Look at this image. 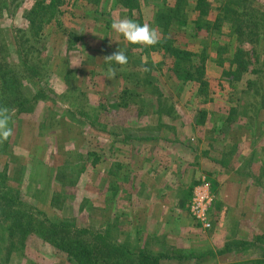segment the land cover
Returning a JSON list of instances; mask_svg holds the SVG:
<instances>
[{"label":"rangeland","instance_id":"1","mask_svg":"<svg viewBox=\"0 0 264 264\" xmlns=\"http://www.w3.org/2000/svg\"><path fill=\"white\" fill-rule=\"evenodd\" d=\"M37 1L0 0V106L13 129L0 143V264H73L46 244L61 222L83 242L101 234L118 247L101 264H136L141 251L157 264H264V0H206V22L234 10L220 34L195 26V0H139L143 23L175 47L206 49V99L152 52L129 60L152 68L155 87L143 89L145 67L133 64L106 77L103 57L126 50L110 27L126 16L115 0H64L60 27L39 37L22 19ZM172 8L186 25L159 26ZM218 46L238 57L224 63L229 76Z\"/></svg>","mask_w":264,"mask_h":264},{"label":"trees","instance_id":"2","mask_svg":"<svg viewBox=\"0 0 264 264\" xmlns=\"http://www.w3.org/2000/svg\"><path fill=\"white\" fill-rule=\"evenodd\" d=\"M86 2H89L93 7L98 8L104 0H85ZM64 3V0H39L35 4H33L30 7V10L25 13L22 19L26 20L27 25L32 31L33 36H40V33L43 31L44 25H48L50 23H54L58 27H60V22L57 20L56 14L60 13L59 7ZM115 3L117 4L118 8L120 10H123L124 14L130 18L135 20L136 22L140 24L143 23V12L141 10V5L139 3V0H115ZM236 4V2H235ZM212 6H210L209 3L206 2V0H195V12H197V18L195 20V26L198 28H201L203 24L206 30H210L211 32H216L217 34H220L221 31L224 32V30H229L230 25L232 26L234 23V19L232 18V14L234 12L233 8L228 6L227 4L222 5L219 9V13L214 18L213 21L206 22L204 20L209 15L210 9ZM174 9V8H172ZM174 10H169V15L164 16L163 19L159 20V26L165 24L168 26L170 24V21L172 19H176L174 24L178 26L186 25L185 21L182 19L183 15H178L177 12ZM178 10V9H177ZM232 18V19H231ZM164 20V21H163ZM169 21L168 23H166ZM173 21V20H172ZM165 22V23H164ZM155 23V21H154ZM227 25H226V24ZM156 25V24H155ZM236 25V24H235ZM67 41V50L69 51V54L72 56V54L77 55V52L74 47V43L69 36ZM175 40L169 37H166L165 35L161 36L160 42L152 47H144L140 45H133L126 41V55L128 57V64L123 66L121 68L120 66H116L117 70L124 69L126 66L133 64L130 62L129 59H134L136 57L135 54H138V57L147 56L149 53H155L158 56H161L163 60V66L164 68L158 66L160 69H166V65L172 64L175 65L174 68H171V65H168L167 68L181 81V83H198L197 88V96L205 97L207 98L209 95L208 90V84L207 80L204 78L205 76V69H206V49H203L200 53H193L191 51L178 48L174 46ZM226 47H217L215 50V59L214 61L217 63V65L222 68V74L224 76H229L230 71H226L224 69V63L228 62V58H223V55L226 54ZM73 57V56H72ZM135 61V60H133ZM139 61V60H136ZM165 61V62H164ZM168 61V62H166ZM230 65L235 64L238 62V57L235 55L232 60L229 61ZM192 63V64H191ZM194 63V64H193ZM191 64V65H190ZM137 65L138 69L142 67H148L147 63H139L133 64ZM189 65V67H187ZM156 67V64H155ZM187 67V68H186ZM0 68H2L0 66ZM133 68V67H132ZM151 70L145 72V78H144V85L143 89H146L147 85L151 84L152 82V68L149 66ZM71 72L74 70H70ZM1 76L4 77L3 71H0ZM70 72V73H71ZM70 77V76H69ZM127 77V76H126ZM128 78V77H127ZM12 79L14 77L12 76ZM134 79L138 81V76H136ZM7 83H9L7 81ZM154 83V82H153ZM153 87H155V84ZM11 85H14V82L11 83ZM125 89V88H124ZM124 89L122 91V95H125ZM131 94V95H130ZM130 97L136 96L137 94H132L129 92ZM146 94L141 93L139 94V98H143ZM138 98V97H137ZM125 100V101H124ZM204 102L206 100H203ZM119 103V102H117ZM135 104V103H134ZM143 104V102L139 99L137 101L136 106L138 107ZM145 104V103H144ZM143 104V105H144ZM154 104H157L154 102ZM160 105V104H159ZM121 107H130V105L127 103V100L125 99V96L122 98ZM115 109L117 107L115 106ZM139 111H141L140 106L137 108ZM198 119L197 122L199 124L204 122V118L206 116L205 111L199 110L198 111ZM98 161V158H93L90 165L94 166ZM194 183L193 185H196ZM193 188V186H192ZM4 222L5 224H11V219H8L7 215H4ZM16 221V219L14 218ZM53 230V236L57 237V240L55 238L49 240L46 244L50 246V248L55 249L59 252L66 253L69 258L72 259L73 264H101L103 262L104 258H113L112 252H117L116 250L118 247H112L111 243L107 242L106 238H104L101 234H98L94 237L93 241L89 244L87 242H83L80 240V233L71 231L72 226L69 223L61 222V223H52L51 225ZM85 231V230H82ZM38 231H33V229H30L28 232H24L25 238L30 233H36ZM46 232V231H45ZM33 234V235H34ZM38 236V234H36ZM97 246H101L100 248H97ZM112 248L114 251H112ZM122 257L127 259L126 254H122ZM137 258V259H136ZM136 264H157L159 261V257L150 256L148 253L139 252L138 255L135 257ZM121 260V259H120ZM120 262V261H119Z\"/></svg>","mask_w":264,"mask_h":264},{"label":"clouds","instance_id":"3","mask_svg":"<svg viewBox=\"0 0 264 264\" xmlns=\"http://www.w3.org/2000/svg\"><path fill=\"white\" fill-rule=\"evenodd\" d=\"M113 32L122 36L128 43L144 47H152L160 42L161 36L156 28L148 23L140 24L128 17L114 18L110 25ZM107 65L105 75L111 79L116 76L117 67L128 64V57L125 50L117 49L103 57ZM150 69L144 68L147 72ZM11 110L7 106H0V143L9 139L13 134L11 125Z\"/></svg>","mask_w":264,"mask_h":264},{"label":"built area","instance_id":"4","mask_svg":"<svg viewBox=\"0 0 264 264\" xmlns=\"http://www.w3.org/2000/svg\"><path fill=\"white\" fill-rule=\"evenodd\" d=\"M209 225H207V227H208Z\"/></svg>","mask_w":264,"mask_h":264}]
</instances>
